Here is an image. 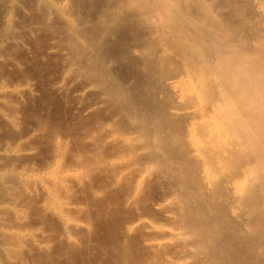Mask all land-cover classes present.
Returning <instances> with one entry per match:
<instances>
[{"label": "bare ground", "instance_id": "bare-ground-1", "mask_svg": "<svg viewBox=\"0 0 264 264\" xmlns=\"http://www.w3.org/2000/svg\"><path fill=\"white\" fill-rule=\"evenodd\" d=\"M38 31L68 110L0 144V264H82L104 230L109 264H264V0H0V46ZM2 79L16 126L40 81Z\"/></svg>", "mask_w": 264, "mask_h": 264}, {"label": "rangeland", "instance_id": "rangeland-1", "mask_svg": "<svg viewBox=\"0 0 264 264\" xmlns=\"http://www.w3.org/2000/svg\"><path fill=\"white\" fill-rule=\"evenodd\" d=\"M39 32H41V31H38L37 33H38V35L40 34V36H37V34L35 35V36H37V38H36V40H38L37 42L39 43V44H37L36 42H35V36H32V37H30V38H32L31 40V42L29 41V43H32L31 45H32V47L30 48V54L29 55H26V54H24L25 52H24V49H22V48H16V46H11V47H9V45L7 46V48H6V44L4 45L5 46V48H4V46H0V51L1 52H3V53H7V54H10L9 56L10 57H14V58H18V56L20 57V58H18V59H21L20 61H18L19 63L17 64V65H11L10 64V66L9 67H7L8 65H9V62L8 63H6L7 61H4V60H0V79H2V77L4 76V77H6V76H8L7 77V79H2L3 81L4 80H8L9 78V81H10V83H11V79H12V83L15 81L16 82V80L15 79H19L20 77H31V78H35L36 79V81H40V82H38V90L40 91H38L37 93H36V95L34 94V95H31L30 96V94H26V93H24L25 94V97H24V95H22L21 97H20V99H17V97H15V99H17V100H15L14 99V96H10L8 99H11L12 100V102H15V103H13V105H12V107H13V109H12V107H9V108H7V107H4V109H3V107L1 108V109H3L4 111H7V112H15L16 110V112L18 113V114H21L20 115V120H21V122H18V125H16V126H12L11 124H8L9 122H7V121H5V118L1 115V113H0V144H3L4 142H6V141H8V140H13V139H17L18 137H21L22 135L24 136V134H26V133H28L29 132V129L31 128V127H33L35 124H37V122H38V120L40 119V113L43 115L42 117H41V119L40 120H42L43 119V117L45 116V120H51V119H53V117L54 116H59V115H61V113H63V114H66L65 112L68 110V107H67V105H66V101L64 100L65 98H60L61 96H57L58 94H56V92H55V90L53 89V81L55 80V76H57V74H58V71L60 70L59 68H60V62H58V59H56L54 56H52V55H50V54H47L46 52H47V50H46V48H48L47 47V42L49 41V39H50V37L48 36L49 35V33L48 32H41V33H43V34H41V33H39ZM48 33V34H47ZM46 34V35H45ZM47 36V37H46ZM34 37V38H33ZM29 37H27V39H28ZM30 38H29V40H30ZM26 39V40H27ZM41 40V42H39ZM27 42H28V40H27ZM35 44V47L33 46ZM36 44H37V46H36ZM30 45V46H31ZM40 45V46H39ZM45 47V48H43V47ZM33 47H34V49H33ZM38 47V48H37ZM41 47V48H40ZM2 49V50H1ZM15 49H16V51H15ZM42 49H44V50H42ZM13 50V52H11ZM23 50V51H22ZM42 51V52H41ZM46 53V55H44V52ZM11 53L13 54V55H11ZM17 55V56H15V55ZM32 54V55H31ZM40 55V56H39ZM24 56V57H23ZM44 56V57H43ZM29 59H28V58ZM37 58V59H36ZM45 58V59H44ZM17 59V60H18ZM28 59V60H27ZM39 59V60H38ZM42 59V60H41ZM31 60V61H30ZM55 60H57V62L55 61ZM3 61H4V63H3ZM23 63V64H22ZM31 63V64H30ZM5 64H6V66H5ZM41 64V65H40ZM19 65V66H18ZM21 65V66H20ZM28 65V66H27ZM34 66V68H33V66ZM27 68H26V67ZM7 67V68H6ZM13 69H12V68ZM23 67V68H22ZM5 68V69H4ZM31 68V69H30ZM24 69H26V70H24ZM57 69V70H56ZM9 70V71H8ZM13 70H14V72H13ZM22 70V71H21ZM28 70V71H27ZM23 72V73H22ZM29 72V73H28ZM6 73H9V75L11 76H9V75H6ZM32 75H31V74ZM6 76H5V75ZM41 74V75H40ZM3 75V76H2ZM29 75V76H28ZM2 76V77H1ZM16 77V78H15ZM40 77V78H39ZM37 78H39V79H37ZM52 78H54V79H52ZM17 79V80H18ZM14 80V81H13ZM1 81V80H0ZM5 81V82H6ZM52 81V82H51ZM8 83V82H7ZM40 86V87H39ZM52 88V89H51ZM37 94L39 95L38 97H37ZM24 97V98H23ZM60 98V99H59ZM64 101H63V100ZM10 100V101H11ZM48 106V107H47ZM60 106H62V107H60ZM14 107H17V108H14ZM6 108V109H5ZM11 108V109H10ZM18 108H21V109H18ZM62 108V109H61ZM64 108H67L66 110L64 109ZM25 109V110H24ZM48 109H49V111H48ZM57 109H59V110H57ZM11 110V111H10ZM15 110V111H14ZM41 110V111H40ZM20 113H19V112ZM61 111H63V112H61ZM65 111V112H64ZM51 112V113H50ZM58 112H59V115H58ZM23 113V114H22ZM47 113V114H46ZM38 114H39V119L37 118V116H38ZM23 115V116H22ZM51 116V117H50ZM26 117V118H25ZM37 118V121L35 120L36 118ZM50 117V118H49ZM22 118H24V119H22ZM26 119L28 120V121H26ZM19 120V121H20ZM34 120V121H33ZM39 120V121H40ZM44 120V119H43ZM36 121V122H35ZM32 124H31V123ZM19 123H21V125L19 126ZM23 123V124H22ZM33 125V126H32ZM13 127V128H12ZM29 128V129H28ZM32 129V128H31ZM28 130V131H27ZM25 131H26V133H25ZM23 133V134H22ZM48 133H51V132H47L46 134L48 135ZM22 134V135H21ZM45 133H43L40 137H41V139L43 140H41L40 139V137L39 138H37L36 139V144L38 145L37 147V155H36V157H37V159H36V157H32L34 160H35V162H34V160H32V158H29V159H31V160H29V162L30 163H35L34 165H35V167H37L38 168V166H40L39 165V160H41V158L42 157H44L47 153H48V151H47V149L49 150H51V148L53 147V145L51 144V143H53L54 142V138H51L50 136L52 135V137H53V134H50V135H48V137L46 136V135H44ZM10 135V137H6V136H9ZM14 135H17V136H14ZM18 135H21V136H18ZM44 135V136H43ZM14 137V138H13ZM46 137V138H45ZM8 139V140H7ZM49 139V140H48ZM52 139H53V142H50V141H52ZM39 141V142H38ZM46 143V144H45ZM54 144V143H53ZM42 145H44V146H42ZM51 145H52V147H51ZM40 146V147H39ZM51 147V148H50ZM46 150V151H45ZM50 150H49V152H50ZM39 152V153H38ZM41 153V155H39ZM43 154H45V155H43ZM39 155V156H38ZM40 158V159H39ZM28 159V158H27ZM27 159H25L24 158V161L25 160H27ZM248 159V158H247ZM250 159V158H249ZM251 160V159H250ZM22 161H23V159H22ZM23 161V162H24ZM31 161H33V162H31ZM22 162V163H23ZM26 162V161H25ZM28 162V161H27ZM26 162V163H27ZM38 164H37V163ZM246 162H249V160H246ZM21 163V161H18L17 160V164H20ZM15 164H16V162H15ZM37 164V165H36ZM158 186V187H157ZM156 187L158 188H156L155 189V193H158V190H161V188H159V186L160 185H157ZM25 197H26V195H25ZM24 197V195L22 194V196H21V198L23 199L22 201H21V199H20V202H22V204H23V202H26V203H24L25 205H27V206H30V207H28L29 209V211H28V213H29V215H28V220L29 221H31V225L33 224V222L34 221H37V222H35L34 224L35 225H38V224H40V223H42L41 222V217H44L45 219H46V217L44 216V214L42 215L41 214V212L40 211H38V209H37V211L35 212V210H36V208H37V205H33V203L34 204H36L37 203V198L36 197H34V196H30L29 197V195H27V198L28 199H30L29 201L28 200H26L27 198H25ZM32 197V198H31ZM34 197V198H33ZM26 201H25V200ZM31 201H33V202H31ZM30 203H32V204H30ZM30 204V205H29ZM32 205L33 206H36V208H34V207H32ZM35 210H34V209ZM34 210V211H33ZM32 211L34 212V213H32ZM8 217H9V219H8ZM39 217H40V219H39ZM6 218V219H5ZM12 218V219H11ZM35 218V219H34ZM3 219L5 220H3L4 221V223H2V225L3 224H5L4 226H6V221L8 222L7 223V227L9 226V227H13L14 226V228H16L17 227V229L18 230H20L19 229V226L20 227H22V225H19V224H17V222L15 221L14 222V219H13V216L11 215V213L10 214H5V215H3ZM34 220V221H33ZM12 221V222H11ZM44 222H45V220H43ZM11 222V225L9 224ZM40 222V223H39ZM28 223V224H29ZM34 225V226H35ZM16 226V227H15ZM14 228H12V229H14ZM22 229H23V227H22ZM105 231H108V233L107 232H105ZM49 232H51V230H49ZM107 234V238H106V234ZM55 232H53V237H51V240H52V238H55V240L57 239L56 237H58L60 234H57V233H55ZM104 233V234H103ZM103 233L101 232V236H103V237H105V238H101L100 236H99V241H97V242H100V244H102V242H101V240H109L110 238V231L109 230H104L103 231ZM56 234L58 235V236H56ZM110 236H109V235ZM54 235H55V237H54ZM47 236H51V235H47ZM49 238V237H48ZM59 238H60V236H59ZM58 238V239H59ZM101 239V240H100ZM55 240H52V241H55ZM61 241H62V238L60 239ZM59 240V241H60ZM58 240H56V242H57ZM59 241L57 242V244H59ZM96 241H94L95 243H91V246H89V250L90 251H88V248L86 249V247H85V249H83V248H81V250H82V252H81V254H82V256H83V253H84V251L87 253V255L86 256H84V258H83V260L85 261V263L87 264H101L103 261H105V260H103V257H104V255H105V253H103V252H105V251H109V248H110V245L108 246L109 248H107V246H105V245H107L106 243L108 242V241H104L105 242V244H102V245H100L99 243H96ZM56 242H55V244H56ZM63 242V241H62ZM62 242H60L61 244H63ZM103 242V243H104ZM54 244V243H53ZM54 244V245H55ZM93 245H95L94 247H93ZM97 245V246H96ZM107 248V250H106V248ZM52 247H54L53 245H52ZM100 248V249H98V248ZM97 248V250H95ZM104 248H105V251H103L104 250ZM102 249V250H101ZM88 252H87V251ZM93 250V251H92ZM96 252H95V251ZM101 250V251H100ZM92 251V252H91ZM40 252V253H39ZM37 251L36 252V250H34V253H36V254H34V255H36L37 256V258H38V262L39 263H37V264H47V261L46 260H48L49 259V261L50 260H52L53 259V256L51 257V255L50 254H52V253H48L49 255H50V257L52 258V259H50L48 256V254H47V252H46V255H48V256H46L43 252H41V251ZM97 252H99V255H98V253ZM100 252H101V254L102 255H100ZM54 253V252H53ZM60 253V252H59ZM62 253H64V252H62ZM91 253V254H90ZM96 253V254H95ZM41 254V255H40ZM65 254V253H64ZM33 255V254H32ZM38 255L40 256V258L43 260V261H46V262H42V260H40L39 259V257H38ZM46 256V259H44V257ZM52 255H55V254H52ZM84 255H85V253H84ZM90 255V256H89ZM97 256V258L95 259V257ZM61 256V255H60ZM59 255H57L56 256V258L55 259H57V260H52L51 262H53V261H57V262H54V263H56V264H59L58 263V261L60 262V260H63V258H65L67 261L68 260H70L69 259V257H67V255H63L62 254V256L60 257ZM64 256V257H63ZM81 256V255H80ZM94 257V261H95V263H93V262H90L91 260L90 259H92L93 260V258L92 257ZM99 256H101V258H102V260L100 259V260H98L100 257ZM106 256V258L104 257V259H107L106 261H108V264L112 261H109L110 260V258H109V256H108V258H107V254L105 255ZM35 257V256H34ZM60 257V258H59ZM63 257V258H62ZM99 257V258H98ZM36 258V257H35ZM48 258V259H47ZM80 259H82L81 257H79ZM90 258V259H89ZM60 259V260H59ZM87 259H88V262H87ZM109 259V260H108ZM66 260H63V261H66ZM79 260V259H78ZM98 261V263H97V261ZM37 261V260H36ZM35 261V262H36ZM48 261V262H49ZM66 261V262H67ZM80 261H82V260H80ZM79 261V262H80ZM84 261H82V262H80V263H84ZM100 261H102V262H100ZM105 261V262H106ZM34 262V263H35ZM42 262V263H41ZM51 262H49L48 264H50ZM69 262V261H68ZM78 262V261H77ZM64 263V262H63ZM62 262H60V264H63ZM70 263V262H69ZM68 263V264H69ZM72 263V262H71ZM84 263V264H85ZM104 263V262H103ZM102 263V264H103ZM53 264V263H52ZM65 264V263H64ZM67 264V263H66Z\"/></svg>", "mask_w": 264, "mask_h": 264}]
</instances>
